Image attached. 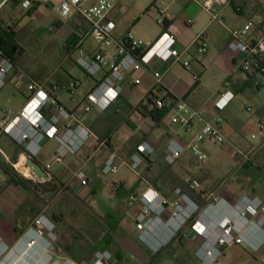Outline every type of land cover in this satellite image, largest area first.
Instances as JSON below:
<instances>
[{
    "label": "crops",
    "instance_id": "0c3cea01",
    "mask_svg": "<svg viewBox=\"0 0 264 264\" xmlns=\"http://www.w3.org/2000/svg\"><path fill=\"white\" fill-rule=\"evenodd\" d=\"M96 1L89 0L88 4ZM156 1H158L157 6L155 5ZM56 3L57 0H51L49 4L33 5L30 9H25L22 6V0H10L4 6L0 12L1 22L5 27L14 29L16 32L15 40L21 52L22 47L18 42L22 28L21 21L25 17L31 19L36 15H39L41 19H46L47 14L43 11L44 8L47 9L46 11L49 9L58 12L55 9ZM223 9L225 16L222 24L214 21L211 14L201 8L195 0H118L115 11L116 27L113 30V36L116 39H122L131 31L142 40L144 46H149L164 31H168L175 36L178 47H189L186 57L192 61L191 68L187 70L181 63L163 61L157 57H153L139 69L129 68L122 83L121 94L113 104L107 110L94 109L83 116V124L94 134L85 141L76 153H67L64 162L53 166L45 177H38L33 167L28 164L29 156L24 144L17 142L9 134L0 132V171H5L6 168L13 169L19 174H24L27 171L30 172L29 175L33 179L58 180L74 190L73 173L81 167L92 179L94 190L97 191L99 181L96 177L102 178L99 172L110 149L118 151L127 159H131L137 152L138 145L142 142H148L156 148V151L145 157L142 169H146L150 175L151 173L155 174L153 182L156 188L163 195L172 199L175 197L176 188L180 187L183 190L186 188L187 179L191 177L189 173L195 169V167L191 168V161L195 159L203 161L189 151L185 152L174 164H167L163 158L171 138L190 140L204 124L203 120L198 119L192 132L180 131L178 134L176 133L177 126L171 123L170 110L179 99H184L197 109L206 120L216 122L217 118L222 116L224 131L230 141L245 151H251L249 162L241 163L237 158L238 161L229 164L228 173L231 174V177L237 178V181L232 184L225 177L222 181L223 188L226 190L224 197L232 201L247 194L259 196L264 200V140L258 141V145L250 144L247 135L249 126L257 129L259 120L264 116V106L256 111L249 106L251 108L249 111L252 113L246 118L239 115L234 100L223 110H218L215 106V100L221 90H232L235 94L233 99H235L237 90L246 89L255 80L251 75H246V78L242 77L240 80L233 79L239 70L235 65L234 55L228 47L231 39L229 28L241 26L249 17L264 11V0H231ZM161 10L166 12L165 26L158 23ZM65 19L73 21V27L69 30L66 38L71 55L76 54L78 45L90 53L99 49L95 39L89 34L90 25L83 17L73 13ZM63 22L59 19L57 25L61 26ZM201 32H205L209 43L207 52L203 54L197 52V46L194 43L196 36ZM73 49L75 51L72 52ZM105 50L108 60H111L117 48L110 46ZM20 54L17 55L16 62L27 74L42 84L70 113L76 115L81 113L87 94L95 87L99 78L93 77L92 80L88 79L84 82L79 78L66 81L61 79L58 81L40 80L22 67L18 59ZM213 64L221 66L222 70L227 72L229 76L223 86L217 85L213 89H208L206 77ZM155 72L162 74L161 83L157 82ZM15 74L9 77L7 84L0 92V119L5 116L6 109H11L13 113H17L27 103L24 83L18 82ZM195 75L199 76L198 81L195 80ZM258 78L260 84L257 87L264 88V75ZM73 79L79 80V85L71 91L66 86ZM136 79L140 81L136 82ZM158 98L164 101L167 111L160 119L152 114L155 109V101ZM42 113L46 118L58 115L56 105L51 103L44 106ZM66 123L74 127L77 121L74 117L66 120L60 116L57 127L63 130ZM99 139L106 140V147L96 149ZM207 141L203 143V149ZM59 144L56 138L46 137L41 143V151L33 158L44 167L45 161L57 152ZM253 146L256 148L252 150ZM229 151L231 154H235L232 150ZM209 163L210 165H205V167H213V162L210 161ZM21 165H24V172H21V168H19ZM176 165H180V167L175 168ZM169 170L173 171L174 185L167 184L170 182ZM5 178L4 172H0V236L10 246H14L19 251L23 250L22 238H24V234L32 226L34 220L42 214L55 223L58 233L62 229L65 230L66 227L59 216L47 207H43L37 197L30 204H27L32 191L11 180L10 176L8 184L5 185ZM224 214L223 210L221 212L207 210L202 220L205 224H210L216 219L222 218ZM164 217L167 218L168 216L164 215ZM181 231H184L181 235L186 242L195 241L199 245L204 242V237L198 234L193 227ZM137 233L139 232L136 229L131 231V234L138 239ZM48 241V236H42L30 262H39V264H93L90 260L72 251V243L69 240L59 238L53 241L50 247H48ZM259 255L264 257V249L260 251ZM190 259L195 264L198 262L197 256Z\"/></svg>",
    "mask_w": 264,
    "mask_h": 264
},
{
    "label": "built area",
    "instance_id": "2783aa9c",
    "mask_svg": "<svg viewBox=\"0 0 264 264\" xmlns=\"http://www.w3.org/2000/svg\"><path fill=\"white\" fill-rule=\"evenodd\" d=\"M10 0H0V12ZM201 8L211 14L214 21L223 24L225 12L223 7L231 0H195ZM51 0H22V6L30 9L33 5L49 4ZM89 0H57L55 9L63 18H68L73 13L83 17L90 25L89 34L95 39L99 49L90 53L81 45L76 49L77 63L92 77H97L98 82L87 94L81 113H70L54 96H52L42 84L27 74L12 58L0 48V92L7 84L12 74L17 76L18 82L24 83V92L27 103L17 113L11 109L5 110V116L0 119V132L12 136L17 142L23 143L27 155L34 157L41 151V143L46 137H54L59 141L57 152L51 155L44 163L47 172L56 164L64 162L67 153H76L85 141L94 133L87 128L82 118L94 109L107 110L120 96L122 83L126 78L129 68L139 69L147 64L153 57L163 61L181 63L189 70L192 61L186 57L189 47L177 46L176 38L168 31H164L149 46H144L141 39L133 32H128L122 39L113 36L116 27V7L118 0H97L88 4ZM158 1L155 5L157 6ZM161 26L166 24V12L161 10L158 20ZM225 26V25H224ZM229 50L234 55V62L238 70L245 75L255 78L257 85L260 84L258 77L264 75V11H260L249 17L241 26L229 28ZM197 52L203 54L208 50V40L205 32L199 33L194 42ZM115 46L117 51L108 60L105 48ZM158 83H161L162 74L155 72ZM195 80L199 76L195 75ZM136 79V82H139ZM79 85V80H71L66 88L71 91ZM235 97L232 90L224 89L218 92L215 106L223 110ZM48 103L56 105L58 115L46 118L42 110ZM165 109L162 99L155 101V110ZM248 110H251L248 107ZM171 123L175 124L176 133L180 131L192 132L195 122L204 121L202 128L190 140L171 138L166 146L163 158L167 164H174L187 151L201 160L207 158L203 149V143L211 140L219 144L230 143L235 147L232 150L239 158V162L247 163L251 160V151H245L233 144L226 135L223 127L224 119L219 116L216 122L203 118L200 112L193 108L186 100L179 99L170 110ZM60 116L69 120L74 117L76 126L66 123L63 130L57 127ZM252 139L264 140V116L259 120L257 129L251 134ZM106 140L99 139L98 147H106ZM256 146L252 147V150ZM156 148L142 142L137 147V152L127 159L118 151L110 149L102 165V173L115 174L124 165L139 174L144 165L146 156H150ZM21 172L24 165H21ZM74 190L83 199L90 198L94 193V183L89 175L80 167L73 173ZM192 190H198V179H187ZM175 197L168 199L162 192L150 185L140 197V209L135 216V229L139 232L138 240L143 245L157 249L159 245L168 242L177 232L192 218L198 210L197 202L182 188L175 190ZM207 208L200 214L199 219L193 224L198 234L204 237V242L198 248L196 256L198 264H214L226 254L227 248L235 243H246L260 254L264 249V200L255 195H242L238 200H227L224 193L213 194ZM207 210L224 211L222 218L210 224L203 222ZM164 215L168 217L165 218ZM48 236V247L57 239L56 225L46 215L36 218L32 226L24 234L22 241L23 250L19 251L10 246L0 236V264H39L30 262L33 252L39 244L42 236ZM32 258V259H31ZM97 264H114L112 255L108 250L98 252Z\"/></svg>",
    "mask_w": 264,
    "mask_h": 264
},
{
    "label": "rangeland",
    "instance_id": "374dc122",
    "mask_svg": "<svg viewBox=\"0 0 264 264\" xmlns=\"http://www.w3.org/2000/svg\"><path fill=\"white\" fill-rule=\"evenodd\" d=\"M46 10L45 8L43 10L47 14L46 19H41L39 15H36L31 19L25 17L21 21L22 28L18 36V42L22 47V52L18 56L20 64L40 80L58 81L61 79L66 81L72 78H79L82 82L88 79L92 80L93 77L77 63V55H71V50H68L66 38L69 30L73 27V21L62 19L63 17L61 18V15L54 10ZM59 19L64 21L61 26L57 25ZM228 76L229 74L222 70L221 66L213 64L206 77L207 88L223 86ZM242 77L246 78V75L239 70L233 79L240 80ZM255 81H252L253 83L246 89L237 90V96L233 99L239 115L243 118L249 117L252 113L247 107L250 106L256 111L264 106V88L257 87ZM261 89L263 91L260 92ZM255 131L253 127L249 126L247 135L250 144L258 145V139L251 138L252 132ZM234 149L235 147L230 143L219 144L208 140L204 146L207 158L203 161L198 159L191 161V168L195 167V169L189 175L199 180L200 187L195 190L197 197H193V190L188 182L184 190L197 202L199 208L168 242L159 245L157 249L144 245L150 258L148 264H195L191 262L190 258L196 256V252L202 244H196L195 241L186 242L181 235L184 231L181 230L193 227L199 215L204 212L212 200L213 194L224 193L225 195L226 190L222 185L225 177L232 184L237 181V178L231 177L227 170L229 164L238 161L237 155L231 154L229 151ZM210 161L213 162V167H205V165H210ZM179 167L180 165L175 166V168ZM0 172H4L5 185H7L9 174L3 170ZM25 173H20V175L31 180L30 185L33 189L27 204L37 197L41 205L56 213L67 228L62 229L59 233L56 230V240L59 238L69 240L72 243V251L90 260L93 264H97L98 252L105 250H108L112 255L114 264H140L127 252H123L115 243L104 249H98L97 246L104 236H109L112 230L109 224L110 219L118 221L117 231L131 233L135 229L134 218L140 209V197L148 186L156 187L153 182L155 174L151 173L150 175L146 169H141L137 174L126 165L122 166L115 174H104L100 169L99 173L102 178L96 177L99 181L97 191L90 198L83 199L69 185L58 180L33 179L29 175L30 172L26 171ZM172 174L173 171L169 170L170 182L167 184L174 185ZM109 213H111L110 217H108ZM197 261L199 262V260ZM214 264H264V257L246 243H235L229 246L226 254Z\"/></svg>",
    "mask_w": 264,
    "mask_h": 264
},
{
    "label": "trees",
    "instance_id": "16d2710c",
    "mask_svg": "<svg viewBox=\"0 0 264 264\" xmlns=\"http://www.w3.org/2000/svg\"><path fill=\"white\" fill-rule=\"evenodd\" d=\"M16 32L12 27H5L0 19V48L16 62L17 55L21 53V49L18 47V44L15 40ZM167 113L166 108L162 111H156L153 110L152 114L157 116V119H160ZM6 173L9 174L11 180H14L16 183L24 187L25 189L32 191L33 189L31 187V181L24 176H21L19 173H17L15 170H11L10 168H6ZM193 197H197L196 191H192ZM111 216V213H109L108 217ZM110 228H112L109 236H104L100 242V244L97 246L98 249H104L109 248L113 243L117 244L115 240L113 239V231H117V225L118 221L116 219H110L109 220ZM120 232V231H119ZM123 252H125L121 247H119ZM120 258H123L122 256H119Z\"/></svg>",
    "mask_w": 264,
    "mask_h": 264
},
{
    "label": "water",
    "instance_id": "95a60500",
    "mask_svg": "<svg viewBox=\"0 0 264 264\" xmlns=\"http://www.w3.org/2000/svg\"><path fill=\"white\" fill-rule=\"evenodd\" d=\"M28 164L33 167L34 172L38 177H45L48 175V172L45 170L42 164L33 157H29ZM112 234L117 245L134 259H136L140 264L149 263L150 258L144 248V245L135 236L129 232L119 231H113Z\"/></svg>",
    "mask_w": 264,
    "mask_h": 264
}]
</instances>
